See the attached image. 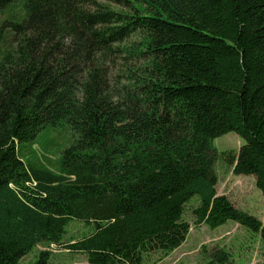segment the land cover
<instances>
[{
	"label": "trees",
	"instance_id": "trees-1",
	"mask_svg": "<svg viewBox=\"0 0 264 264\" xmlns=\"http://www.w3.org/2000/svg\"><path fill=\"white\" fill-rule=\"evenodd\" d=\"M61 122L55 170L33 145ZM229 132L244 143L219 153ZM220 158L264 196V0H0V264L74 220L92 226L66 245L81 264H148L186 241L195 197L196 226L239 223L264 264V220L218 193Z\"/></svg>",
	"mask_w": 264,
	"mask_h": 264
},
{
	"label": "rangeland",
	"instance_id": "rangeland-1",
	"mask_svg": "<svg viewBox=\"0 0 264 264\" xmlns=\"http://www.w3.org/2000/svg\"><path fill=\"white\" fill-rule=\"evenodd\" d=\"M112 4V0H103ZM120 66L113 68L118 75ZM73 140L71 128L67 122L46 127L41 131L33 145L36 153L46 164L58 170L61 165L62 153ZM214 146L219 153L238 152L243 145V139L235 132L226 133L214 140ZM219 176L217 190L219 194L227 195L234 205L260 220H264V196L258 188L253 175L234 174L232 168L220 158L216 164ZM198 204L197 197L186 205L185 218L192 224L186 241L171 254L163 256L154 254L148 264H218L213 261V253L224 249L229 253V264H260L263 261V244L258 234L252 233L246 227L234 221H228L216 229L202 224L193 223L192 209ZM92 226L82 221L74 220L67 226L61 245L43 242L36 245L26 255L21 264H33L39 252H52L50 264H81L87 261V255L72 252L66 245L80 240L90 234Z\"/></svg>",
	"mask_w": 264,
	"mask_h": 264
}]
</instances>
